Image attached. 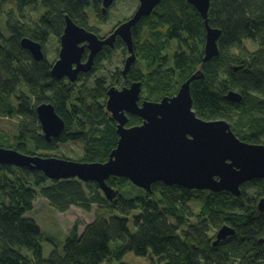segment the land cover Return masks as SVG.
I'll return each instance as SVG.
<instances>
[{
	"label": "trees",
	"instance_id": "trees-1",
	"mask_svg": "<svg viewBox=\"0 0 264 264\" xmlns=\"http://www.w3.org/2000/svg\"><path fill=\"white\" fill-rule=\"evenodd\" d=\"M11 1L21 17L24 6L40 2L46 17L41 27L33 26L31 31L12 16L9 17V32L7 28H0V116L20 118L16 135L0 134V146L36 155L56 150L60 142L80 140L83 144L81 161H106L116 146L117 136L113 123L107 115H102L97 105L102 82H95L93 91H77L68 85L55 84V80L49 84L46 64L23 66L20 60L28 54L19 43L20 36L29 32L37 36L56 32L64 22V14L69 17L81 14L87 0H0V9ZM7 13L9 10H4L0 15ZM208 20L211 27L221 31L220 49L216 56L201 62V77L191 81L192 108L202 119H231L234 114L240 126L238 134L246 125L249 137L253 138V134L264 128V119L253 114V111H264V0H211ZM134 26L133 36L137 38L139 34L138 45L148 60L149 80L153 86L166 87L168 78L175 73L184 82L196 72L195 66L200 61L197 47L204 43L206 29L202 16L189 2L162 0L156 12L142 17ZM11 31L13 38H9ZM173 39L181 46L187 45L184 47L189 52H175L171 64H167L168 69L162 71L167 61L159 55L165 44ZM243 40H260L263 48L251 54L233 55L231 49ZM12 61L16 62L18 70L12 69ZM220 73L226 79L220 80ZM22 78L28 87L26 91L21 89ZM173 87L175 90L177 85ZM229 91L237 92L241 100L227 99ZM42 101L52 104L65 122L62 134L51 141L45 139L35 113L36 105ZM140 121L132 117L130 122ZM101 124L104 127L99 128ZM46 182L51 185L44 186ZM106 182L116 190L112 200L96 182L77 178L53 180L40 170L0 165V194L7 200L0 204V264H131L122 260L128 252L138 257L150 253L151 264H225L232 261L233 255L234 261L239 258L244 264H264L261 258L264 244L256 241L257 236L264 235V211L242 207L245 201L241 195L198 190L199 209L195 213L188 207L194 197L193 191L180 185L155 182L151 191L142 190L140 196L126 198L121 190L131 184L127 178L111 176ZM36 187L40 188L41 196L60 211L70 205L89 211L93 204L98 210L81 233L78 223L73 225L62 253L55 248L47 258L43 254L40 227L34 220L24 217L33 208ZM233 202L240 209H234V216ZM134 210L139 214L132 218V232L127 219H119L114 212L127 215ZM107 216H111L115 224L112 230ZM186 216L196 217L187 231L183 227ZM198 223L201 227L196 225ZM223 224L234 226V242L230 236L213 245V236L208 235L206 228L218 229ZM115 240L119 245L112 251L110 243Z\"/></svg>",
	"mask_w": 264,
	"mask_h": 264
},
{
	"label": "water",
	"instance_id": "water-1",
	"mask_svg": "<svg viewBox=\"0 0 264 264\" xmlns=\"http://www.w3.org/2000/svg\"><path fill=\"white\" fill-rule=\"evenodd\" d=\"M111 1L103 0V10ZM160 1L139 0L135 13L115 30L114 35L121 34L131 52L126 60V69L134 61L131 27L142 17L148 16ZM187 1L204 20L206 31L203 61L206 62L218 54L217 40L221 31L208 23L209 0ZM65 22L60 59L53 66L52 73L58 78L69 75L73 81L79 69H88V66L71 69V62L77 56L73 54L78 53L77 43L87 40L92 56L103 41L98 42L94 34L78 27L68 15H65ZM21 45L30 49L36 58H40L39 44L25 37L21 39ZM200 77L201 71L197 70L181 83L173 96L162 97L159 101L144 100L141 106L137 104L139 83H133L121 91L109 88L106 107L117 121L118 140L104 162L27 155L0 146V164L40 170L53 180L77 178L84 182H96L110 200L116 196V190L106 182L111 176L125 177L148 192L152 184L162 182L188 189L227 191L239 195L241 184L264 177V146L240 142L224 120H204L196 115L192 108L190 82ZM226 98L234 102L241 100L235 91H229ZM122 109L141 117L142 123L125 127L127 117ZM35 113L47 141L60 134L64 121L52 104L37 105ZM233 233L235 230L232 227L223 224L216 232L214 243Z\"/></svg>",
	"mask_w": 264,
	"mask_h": 264
},
{
	"label": "flooded vegetation",
	"instance_id": "flooded-vegetation-1",
	"mask_svg": "<svg viewBox=\"0 0 264 264\" xmlns=\"http://www.w3.org/2000/svg\"><path fill=\"white\" fill-rule=\"evenodd\" d=\"M162 1V0H161ZM161 1L155 6L153 12H156L158 9L159 4ZM187 1V0H186ZM116 0H112L111 3L107 6L105 10H103V0H99L98 3H96L95 0H87V4L83 5L81 14L75 13L74 17H70L71 20L80 28H83L89 33H92L96 36L98 42L101 43V47L91 55L92 50L90 47V43L87 40H82L77 43V51L78 53L75 60L71 62V69H76L78 66L80 67H87L88 69L82 70L79 69L76 72L75 79L72 81L70 76L64 75L61 78H58L53 75L52 68L55 65V63L60 59V51H61V37L64 33L65 28V15L63 16V23L58 28L56 32H48L46 35L43 36H37L32 33L23 34L20 36V45H21V38H28L31 41L39 44V50H40V58H36L30 49L24 48L28 52L26 58H21L23 66H33L34 63H44L48 67L49 72V84L52 83V80H55V84H59L60 86L68 85L70 87H73L74 90L79 91V89H82L84 91H93L95 90V85L97 81L102 82L101 87V93L100 98H97V105L100 108L102 115L106 116L111 121L110 123H113L115 134L117 136L116 143L118 140V134L116 132L117 127V121L112 117V112L108 111L106 107V101L108 99L107 91L109 88L114 87L117 90L121 91L123 88L130 87L133 83H139L140 84V92H139V99L137 101V104L139 106L142 105V102L144 100H150V101H159L162 97L165 96H173L177 93L180 84L183 82L179 80V74H176L172 78H168V85L163 88H157L153 86V84L150 83L149 74L151 71L148 68L147 65V59L144 57L143 53L140 51L139 43H140V37L139 34L137 35V38L133 36V30L135 26L131 27V36H132V42H133V55H134V61L131 63L130 67L126 69V60L129 56H131V52L128 51V47L126 42L124 41L121 34H115L114 32L117 29V27L124 21L128 20L132 15L126 19H120V18H113L111 16V9L113 5L115 4ZM188 2V1H187ZM8 4V3H7ZM13 4L11 6V9H9L10 13H7L5 15V22L2 23V26L4 28H1L2 30L6 29L9 32V28L11 23H9V17H15V20L19 22L20 24H24L25 28H27L29 31L31 27L33 26H39L41 27L43 25V21L46 17L45 9L42 7L41 3H30L24 6L25 11L22 14L23 17L18 15V9ZM138 7V6H137ZM137 9V8H136ZM38 10V13L36 11ZM30 11V12H29ZM153 12H151L149 15H151ZM12 14V15H9ZM120 19V20H119ZM22 20V21H21ZM16 23V22H15ZM14 24V23H12ZM136 25V24H135ZM109 26V28H107ZM12 29V28H11ZM9 38H13L12 31L9 34ZM142 38V37H141ZM109 40L108 43H105V41ZM247 42V41H241ZM255 42L258 46V49L261 50L263 48V42L261 41H252ZM205 43V41H204ZM262 43V44H261ZM54 45L53 47L51 46ZM218 51H219V44H218ZM197 50L200 54V61L198 65L195 66V70H201L203 71V57L204 54H201L203 51L197 47ZM161 57V55H159ZM142 61L140 67L138 66V63L136 61ZM138 61V62H139ZM166 65L162 68V71L165 69H168L167 64L169 66V60L168 57H166ZM237 67H234L236 70ZM12 69L18 70L17 65L15 61H12ZM220 80H222V74L220 73ZM226 79V76L224 77ZM71 83V84H70ZM176 84L177 88L173 90V85ZM191 86V82H190ZM24 91L27 90V84L22 78V85L21 89ZM86 89V90H85ZM172 91V92H171ZM234 102V101H233ZM42 103H48L47 101L39 102L37 105ZM36 105V106H37ZM124 115L127 117V121L124 124L125 127H133L136 125H139L142 123V118L139 117L136 114L130 113L126 111L125 109H122ZM120 111V112H121ZM253 114L259 115L260 118L264 119V111H253ZM137 117L140 118V122L131 123V118ZM63 120V119H62ZM204 120H224L228 122L232 132L234 135L239 139L240 142L247 143L250 145H259L264 146V128L262 131H260L258 134H253L254 137H249L250 132H248V128L246 125L241 127L242 133L238 134L239 127L238 124L235 122L234 114L231 115V119H204ZM64 121V120H63ZM65 127V122H64ZM104 127V124L99 125V128ZM64 131V128L61 130L60 134L53 138H58L62 132ZM244 137V139H243ZM50 139V141H51ZM257 183H261L260 186H256ZM262 188V190L260 189ZM240 189L242 193L239 195L232 194L233 196H240L243 201H245V207L246 209H256L259 212L264 211V177H258L254 178L250 181H246L243 184L240 185ZM250 190V192H248ZM199 191H209L210 190H199ZM253 191V192H252ZM220 192V191H219ZM227 192V191H226ZM243 194V195H242ZM234 200V199H233ZM261 200H263V203H261ZM261 207V208H260ZM234 209L237 210V204L234 205V202L232 204V213L234 216ZM192 219H196L195 216H186L185 217V223L183 227L186 228V231L189 229V227L193 224L191 223ZM172 221V220H171ZM174 221V220H173ZM172 221V222H173ZM234 230V226H231ZM219 229V228H218ZM216 228L215 233L213 234L212 244L217 245L220 242L226 240L225 239L220 240L217 243H214L216 240V232L218 231ZM234 233L231 235L232 242H234ZM256 241L261 244H264V235H259L256 238ZM261 258H264V252L261 256ZM225 264H244L241 263L240 259L237 258L234 261V255L232 256V261L227 262Z\"/></svg>",
	"mask_w": 264,
	"mask_h": 264
},
{
	"label": "rangeland",
	"instance_id": "rangeland-1",
	"mask_svg": "<svg viewBox=\"0 0 264 264\" xmlns=\"http://www.w3.org/2000/svg\"><path fill=\"white\" fill-rule=\"evenodd\" d=\"M211 0H209V7L210 8ZM14 3L11 1L10 3H6L1 5L0 13H2L4 10L11 9V6ZM139 6V0H116L115 4L113 5L111 9V16L114 18H120V19H126L132 15V13L138 8ZM155 8V7H154ZM3 10V11H2ZM154 10V9H153ZM209 10V9H208ZM30 12V11H29ZM37 14L38 10L36 11ZM5 15H0V28H4L1 24L5 22ZM119 19V20H120ZM209 21V20H208ZM210 25V24H209ZM109 28V26L107 27ZM247 42L239 43L237 47H234V49H231V52L233 55H240L241 53H255L258 51V46L255 42H251L250 40H244ZM254 41V40H252ZM260 41V40H255ZM53 47L54 45L51 44ZM183 45L181 46L180 43L176 40H170L167 42V45L165 44V47L163 48L161 57L166 60V57H168L169 65L172 61V56L177 51H188ZM217 46H218V40H217ZM203 52L201 54H205V43H202L198 46ZM218 50V47H217ZM219 52V51H218ZM230 52V49H229ZM196 53H199L197 51ZM216 56V55H215ZM214 57V56H213ZM211 59V58H210ZM209 59V60H210ZM140 59H138L139 61ZM136 61L138 63V66L140 67L142 61ZM133 63V62H132ZM222 79H224V76H222ZM25 90V88L23 89ZM14 104H16L14 102ZM20 118L17 116H0V134H5L7 136L13 137L17 133L18 123L20 122ZM39 154H47L50 157L55 156L59 158H65V159H71L76 161H81L82 155H83V144L80 140H71L67 142H60L57 144V149L50 151V152H38L36 155ZM41 156V155H40ZM4 165V164H0ZM131 183V182H130ZM51 185L50 182H46L44 186ZM145 191L144 189L135 186L134 184H128L126 188L121 190V195H123L126 198H133L136 196H140L141 192ZM193 191V200L188 203V207L192 208L191 210L193 212H197L199 209V201L197 198V191L195 189H191ZM36 197L33 202V208L32 210L25 213L24 217L34 220L41 230V235L43 237L42 241V247H43V254L44 257L47 258L52 250L55 248L58 249L60 253H62L63 244L65 241L66 236L68 235L70 229L73 227L75 223H78V230L79 233L83 231V229L93 221L95 215L97 214V206L92 205L89 211L83 210L82 208L70 205L68 209L64 211H60V208L54 207L50 202L43 198L40 194V188L36 187ZM146 192V191H145ZM250 192V190H248ZM253 192V191H252ZM142 195V194H141ZM144 195V194H143ZM3 202H7V200L1 196L0 194V204ZM245 203L242 204V207H245ZM240 210V209H237ZM139 214V211H129L127 215L120 214L117 212H114V215H116L119 219H127V226L129 229L133 232V216H136ZM107 219L110 221L111 230L114 229L115 224L112 223L111 216H107ZM196 220L192 219L191 223H195ZM198 227L200 226V223L196 224ZM190 228V227H189ZM217 227L208 226L206 228L207 233L209 236H213L215 233ZM203 232L206 233L203 229ZM119 243L115 240L110 243V249L112 251L117 248ZM29 257L31 255L29 253H26ZM151 254L148 253L146 257H138L135 256L133 253H126L123 256V261L131 263V264H151ZM116 264V263H114Z\"/></svg>",
	"mask_w": 264,
	"mask_h": 264
}]
</instances>
